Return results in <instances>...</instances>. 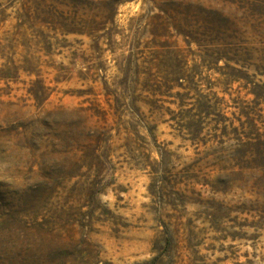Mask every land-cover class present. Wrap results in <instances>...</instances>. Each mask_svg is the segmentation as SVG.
Here are the masks:
<instances>
[{
    "label": "rangeland",
    "instance_id": "374dc122",
    "mask_svg": "<svg viewBox=\"0 0 264 264\" xmlns=\"http://www.w3.org/2000/svg\"><path fill=\"white\" fill-rule=\"evenodd\" d=\"M0 264H264V0H0Z\"/></svg>",
    "mask_w": 264,
    "mask_h": 264
},
{
    "label": "trees",
    "instance_id": "16d2710c",
    "mask_svg": "<svg viewBox=\"0 0 264 264\" xmlns=\"http://www.w3.org/2000/svg\"><path fill=\"white\" fill-rule=\"evenodd\" d=\"M67 27H69V26H67Z\"/></svg>",
    "mask_w": 264,
    "mask_h": 264
}]
</instances>
